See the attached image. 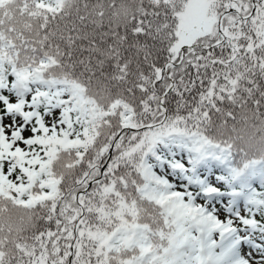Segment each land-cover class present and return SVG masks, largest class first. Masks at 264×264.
Here are the masks:
<instances>
[{
    "label": "snow or ice",
    "instance_id": "snow-or-ice-1",
    "mask_svg": "<svg viewBox=\"0 0 264 264\" xmlns=\"http://www.w3.org/2000/svg\"><path fill=\"white\" fill-rule=\"evenodd\" d=\"M0 264H264V0H0Z\"/></svg>",
    "mask_w": 264,
    "mask_h": 264
},
{
    "label": "trees",
    "instance_id": "trees-1",
    "mask_svg": "<svg viewBox=\"0 0 264 264\" xmlns=\"http://www.w3.org/2000/svg\"><path fill=\"white\" fill-rule=\"evenodd\" d=\"M93 2H94V0H93Z\"/></svg>",
    "mask_w": 264,
    "mask_h": 264
}]
</instances>
